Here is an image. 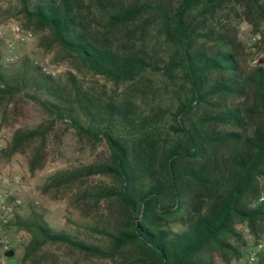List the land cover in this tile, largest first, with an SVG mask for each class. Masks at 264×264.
<instances>
[{
	"label": "trees",
	"instance_id": "trees-1",
	"mask_svg": "<svg viewBox=\"0 0 264 264\" xmlns=\"http://www.w3.org/2000/svg\"><path fill=\"white\" fill-rule=\"evenodd\" d=\"M15 1L21 29L38 36L44 52L57 51V60L78 62L114 84L159 75L176 95L169 113L156 103L138 114L102 103L70 80L66 99L28 57L6 76L0 55V100L22 93L50 118L14 130L0 158L28 151L35 174L57 121L109 151L106 162L53 174L43 191L59 198L91 177L110 178L111 186L82 195L86 205L106 202L111 252L53 231L31 211L27 219L16 213L11 223L32 233L21 262L41 264L46 244L122 264L240 262L247 243L238 229L253 242L264 231V67L250 64L246 46L215 22L225 0ZM241 3L263 37L264 6ZM28 84L54 100L25 92ZM257 264H264V252Z\"/></svg>",
	"mask_w": 264,
	"mask_h": 264
},
{
	"label": "rangeland",
	"instance_id": "rangeland-1",
	"mask_svg": "<svg viewBox=\"0 0 264 264\" xmlns=\"http://www.w3.org/2000/svg\"><path fill=\"white\" fill-rule=\"evenodd\" d=\"M264 6V0H260ZM17 3L15 0H0V35L4 41L17 42L23 39L24 45H15L12 51L6 50L3 40H0L1 69L6 76L19 72L20 61L28 57L34 63L49 64L58 71L53 77L59 93L67 99L70 92V80L88 96L102 102H113L118 106L128 105L135 113L147 114L149 107L159 103L167 113L176 104V95L171 86H166L159 75H148L142 82H125L114 84L105 78L85 69L80 63L70 59L57 60V51L44 52L38 46V36L24 31L20 27V20L16 16ZM215 22L225 28L226 32L234 36L246 46L250 53V64L264 67V36L256 33L254 27L247 21L241 0H225L222 10L217 12ZM264 34V25L260 27ZM16 59L13 63H5L4 57ZM71 81V82H72ZM175 89V88H174ZM25 92L35 95L39 100L53 101L54 97L42 89L38 90L28 84ZM175 92H179L176 90ZM6 115L5 123L1 124ZM168 117V114H167ZM50 120L41 106L18 93L12 97L0 100V132L8 145L12 133L16 129L29 130ZM4 149V148H3ZM45 164L41 170L31 175L28 171L27 159L29 152L15 154L9 159L0 158V173L18 175L21 177V188L18 198L21 204L18 214L27 219L30 212L35 211L43 216L47 225L56 232H64L74 236L87 245H92L106 252H111L110 244L104 232L108 229L106 202L97 205L93 200L83 201L82 190L97 192L102 187L111 186V179L95 176L87 180L84 186L71 189L64 197L54 198L43 191L47 179L55 173L74 171L80 167L103 163L108 160L109 151L104 142L92 143L81 139L68 122L57 121L46 136V146L43 150ZM39 204L31 205L33 201ZM242 232L247 246L243 249L245 259L252 239ZM11 233L20 235L22 242L15 247L11 264H23L21 257L24 247L28 244L32 233L25 229L13 227ZM41 264H122L120 258H102L92 253H82L67 246L46 244L40 254ZM24 264H32L29 261Z\"/></svg>",
	"mask_w": 264,
	"mask_h": 264
},
{
	"label": "built area",
	"instance_id": "built-area-1",
	"mask_svg": "<svg viewBox=\"0 0 264 264\" xmlns=\"http://www.w3.org/2000/svg\"><path fill=\"white\" fill-rule=\"evenodd\" d=\"M0 40H3L2 35H0ZM4 46L6 50L12 51L15 49V45H24V40L20 39L17 42L4 41ZM5 63H13L16 59L10 56H5ZM41 71L49 76L56 77L58 71L49 64H39ZM5 137L2 132H0V152L5 148ZM21 188V177L18 175H10L6 173H0V264H11L12 257L6 256L9 251L15 250L14 248L21 244L22 239L20 235H15L11 233V223L16 215L18 214V209L21 204L18 195ZM263 198L260 199L262 201ZM39 202L33 201L31 205H38ZM245 232H247L245 230ZM264 252V231L258 238L254 241L251 247L248 249L245 259L242 262L236 264H257L258 258L261 253Z\"/></svg>",
	"mask_w": 264,
	"mask_h": 264
},
{
	"label": "water",
	"instance_id": "water-1",
	"mask_svg": "<svg viewBox=\"0 0 264 264\" xmlns=\"http://www.w3.org/2000/svg\"><path fill=\"white\" fill-rule=\"evenodd\" d=\"M14 252L13 251H9L8 253H6V256L11 258L13 256Z\"/></svg>",
	"mask_w": 264,
	"mask_h": 264
}]
</instances>
